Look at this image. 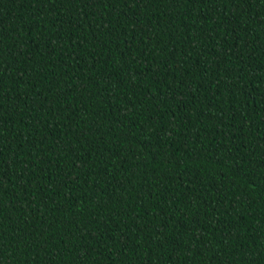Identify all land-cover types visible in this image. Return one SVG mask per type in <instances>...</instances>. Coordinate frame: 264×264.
<instances>
[{"label":"trees","instance_id":"trees-1","mask_svg":"<svg viewBox=\"0 0 264 264\" xmlns=\"http://www.w3.org/2000/svg\"><path fill=\"white\" fill-rule=\"evenodd\" d=\"M0 264H264V0H0Z\"/></svg>","mask_w":264,"mask_h":264}]
</instances>
